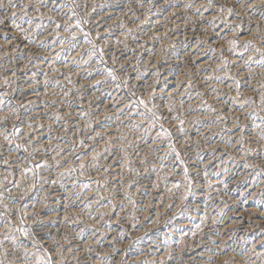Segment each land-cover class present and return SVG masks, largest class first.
I'll use <instances>...</instances> for the list:
<instances>
[{"label": "rangeland", "instance_id": "obj_1", "mask_svg": "<svg viewBox=\"0 0 264 264\" xmlns=\"http://www.w3.org/2000/svg\"><path fill=\"white\" fill-rule=\"evenodd\" d=\"M179 1L44 0V27L36 29L39 20L30 26L18 17L24 29L31 27L28 35L35 43L12 26L10 12L0 25V99L4 101L0 105V192L8 206L6 216L17 227L30 228L57 264H161L154 253L159 250L170 253H165L163 264H210L230 253L236 254L239 264L264 263L261 244L250 243L256 238L255 225L248 231L220 229L227 221L252 218L246 211L249 207L264 210V140L258 134V126L264 125V106L260 93L253 90L264 85V67L255 51L264 46L260 38L264 0H213L211 7L208 0ZM4 3L7 8V0ZM73 7L88 20L83 31L74 27ZM29 14L40 16L31 9ZM49 17L60 24L58 33ZM66 24L72 26L75 39L65 31ZM85 32L95 44V55L89 52L92 45L85 43ZM232 40L237 41L235 51L230 50ZM246 40L252 41L247 51ZM249 57L252 61L246 65ZM30 97L32 102H27ZM248 98L255 103L241 108ZM140 99L147 108L137 106ZM149 109L161 119L154 121ZM207 179L220 182L208 190ZM182 194L187 198L182 199ZM0 213H5L3 207ZM4 232L0 227V239ZM8 234L16 235L17 244L26 245L30 253L38 251L14 229L9 228ZM5 249L16 254L8 260L22 257L23 249L11 241L0 253ZM209 251L213 259L207 260L203 255Z\"/></svg>", "mask_w": 264, "mask_h": 264}, {"label": "snow or ice", "instance_id": "obj_2", "mask_svg": "<svg viewBox=\"0 0 264 264\" xmlns=\"http://www.w3.org/2000/svg\"><path fill=\"white\" fill-rule=\"evenodd\" d=\"M212 2H213V0H208L209 6L212 5ZM44 6H45L44 0H36L35 4H25V3H23V0H20L19 3H17V0H7V8H5L4 0H0V25L5 24L4 17L7 16L8 13L10 12L11 15L8 18L11 21L12 26L14 28H16L19 32H21L24 35V38L26 40H28L29 42L35 43V41L32 39V37L30 35H28V33L31 31V27L27 30L24 29L22 26V23L18 22V17L21 18V20L23 22L28 23L30 26L33 23H35L36 20L41 21V23H35L36 29H40V28L44 27V25L42 23V21L44 19V14L41 12V7H44ZM186 7L190 8L191 4L186 5ZM16 8H19L21 11L20 12L14 11V9H16ZM30 9L37 12V13H40V16L35 17V18L32 17L29 14ZM71 11H72V16L75 18L74 27L83 31L82 26L84 24L88 23V20L81 18L79 16V14L75 11L74 7L71 9ZM221 11H224V9L221 8ZM227 11H228L229 15H231L232 9H228ZM49 20L52 23L56 24V31L58 33L59 29L61 27L60 24L56 23L55 21H52L51 17H49ZM64 28H65V31L70 32L72 35V38L75 39L76 33L72 30V26L66 24L64 26ZM37 35H39V33H37ZM84 38H85V43L92 45V48L89 49V52L91 54L95 55L96 48H95V44H94L93 40L90 38V34L85 32ZM260 38L262 40H264V36H261ZM61 42H63V41H61ZM229 43L231 45L230 50L235 51V49L237 47V41L232 40ZM251 44H252V41H250V40L245 41V43H244L245 51H247L249 45H251ZM40 46L44 47L43 41H41ZM255 51L260 53L261 59L258 62L261 64L262 67H264V50H261L260 48H256ZM240 55L243 56V53H240ZM100 59L101 60L103 59V49H100ZM251 61H252V57H249V60L245 62L246 65L249 64ZM227 63L228 62L225 61V64H227ZM108 75L111 76L113 80L117 79V77L114 75V73L111 70L108 71ZM5 83H7V81H5ZM236 84H237V88H238L239 87V81H236ZM124 86H126V83ZM253 90L258 91L260 93V103H261V106H264V85L261 86V89H253ZM129 95L134 96L135 94L129 93ZM235 102L239 103V100H237ZM3 103H4L3 99H0V105H2ZM250 103H255V101L252 100V98H248L243 103H240V107L244 108L245 106H247ZM140 105H143L145 108H147V102L143 99H140L137 101V106H140ZM154 107H155V105H153V108ZM149 111H152V109H149ZM152 116L154 118V121L161 119V117H159L154 111H152ZM56 118L60 119L59 116H57ZM5 119H6V117H5ZM133 127H138V125H134ZM258 127L260 128L259 138L261 140H264V125H261ZM164 135L167 137V136H170V133L165 131ZM5 139H8L9 142H11L10 137H8L7 135H5ZM17 147L19 148V145H17ZM169 147L171 148V150L173 152L176 151L174 145L170 144ZM25 151H27V149H25ZM177 159H179V153H177ZM4 163L6 164L7 161L5 160ZM81 167L83 168V165ZM72 171H74V169ZM184 176H185V179L188 181L189 185H191V179L188 175L187 168H185V170H184ZM185 198H187V197L185 196ZM3 200H4L3 193L0 192V207H3L5 209V213H0V227H4V229H5V232L3 234V238L0 239V249L4 248V244L6 241H11L13 243V245H16L18 250L21 248L23 249V254H22V257H18L17 260H8L7 257L9 255L15 256L16 254L5 249L2 253H0V264H17V261H19V264H57V262L52 258V255L49 252V250L47 248H44L42 245L39 244V242L35 238L34 232L30 228L17 227L16 225H14L12 223V220L6 216L8 206L6 204H4ZM19 219H20L21 223H23L24 217L20 216ZM9 228L14 229V231L16 233H19L23 237L30 239L32 241L33 247L37 248L38 251H33L30 253L28 251L26 245L17 244L16 235H14V234L9 235L8 234ZM169 258H171L170 255H169ZM161 264H163V262H161ZM210 264H215V261H211ZM224 264H229V262L224 261Z\"/></svg>", "mask_w": 264, "mask_h": 264}, {"label": "bare ground", "instance_id": "obj_3", "mask_svg": "<svg viewBox=\"0 0 264 264\" xmlns=\"http://www.w3.org/2000/svg\"><path fill=\"white\" fill-rule=\"evenodd\" d=\"M181 1V0H180ZM179 1V2H180ZM263 1V0H262ZM185 2V1H184ZM187 2V1H186ZM189 2V1H188ZM201 2H203V1H201ZM205 2V1H204ZM248 2V1H247ZM258 2V1H257ZM261 3V2H260ZM204 4V3H203ZM220 4V3H219ZM189 5V4H188ZM240 5V4H239ZM250 5V4H249ZM248 5V6H249ZM201 7V6H200ZM211 7V6H210ZM239 7V6H238ZM215 8V7H214ZM246 8V7H245ZM198 9V8H197ZM244 9V8H243ZM256 9V8H255ZM259 9V8H258ZM160 10V9H159ZM253 10V9H252ZM203 11V10H202ZM262 11V10H261ZM111 12V11H110ZM177 12V11H176ZM239 13V12H238ZM50 14V13H49ZM211 14V13H210ZM243 14V13H242ZM209 16V15H208ZM211 16V15H210ZM247 16V15H246ZM213 18V17H212ZM221 18V17H220ZM214 19V18H213ZM236 19V18H235ZM250 19V18H249ZM253 19V18H252ZM224 20V19H223ZM256 20V19H255ZM107 21V20H106ZM232 21V20H231ZM227 22V21H226ZM233 22H235V21H233ZM259 22V21H258ZM211 23V22H210ZM218 23V22H217ZM230 23V22H229ZM245 23V22H244ZM212 24V23H211ZM263 24V23H262ZM255 25V24H254ZM175 26V25H174ZM212 26V25H211ZM264 26V25H263ZM213 27V26H212ZM8 27H6V29H7ZM226 28V27H225ZM255 28V27H254ZM175 29V28H174ZM222 29V28H221ZM232 29V28H231ZM255 29H257V28H255ZM259 29V28H258ZM11 30H12V28H11ZM152 30V29H151ZM226 30V29H225ZM239 30V29H238ZM64 31V30H63ZM120 31V30H119ZM260 31V30H259ZM258 31V32H259ZM263 31H264V29H263ZM262 31V32H263ZM3 32H6V31H3ZM3 32H1V34L3 33ZM17 32V31H16ZM15 32V33H16ZM187 32V31H186ZM257 32V31H256ZM261 32V31H260ZM259 32V33H260ZM211 33V32H210ZM215 33V32H214ZM246 33V32H245ZM253 33H255V32H253ZM124 34V33H123ZM233 34V33H232ZM225 35H227V34H225ZM250 35H253V34H250ZM8 36V35H7ZM17 36V35H16ZM206 36V35H205ZM228 36V35H227ZM249 35H247V37H248ZM189 37V36H188ZM217 37V36H216ZM220 37V36H219ZM205 38V37H204ZM224 38V37H223ZM243 38H245L244 36H243ZM243 38H239V40H243ZM225 39V38H224ZM2 40V39H1ZM227 40V39H226ZM9 41V40H8ZM111 41V40H110ZM109 41V42H110ZM189 41V40H188ZM198 41H199V39H198ZM201 41H202V39H201ZM218 41V40H217ZM216 41V42H217ZM163 42V41H162ZM255 42V41H254ZM264 42V41H263ZM194 43V42H193ZM205 43V42H204ZM219 43V42H218ZM122 44V43H121ZM188 44V43H187ZM229 44V43H228ZM8 45V44H7ZM166 45V44H165ZM189 45V44H188ZM209 45H211V44H209ZM240 45V44H239ZM129 46V45H128ZM139 46V45H138ZM193 46V45H192ZM257 46V45H256ZM263 46V45H262ZM62 47V46H61ZM65 47V46H64ZM187 47V46H186ZM193 47H195V46H193ZM211 47V46H210ZM218 47V46H217ZM219 47H220V45H219ZM32 48V47H31ZM193 49V48H192ZM197 49V48H196ZM210 49V48H209ZM224 49V48H223ZM261 49V48H260ZM264 49V46H263V48L261 49V50H263ZM202 50V49H201ZM205 50V49H204ZM83 51V50H82ZM220 51V50H219ZM221 52V51H220ZM190 53V52H189ZM189 53H188V55H189ZM192 53V52H191ZM198 53V52H197ZM187 54V53H186ZM194 54V53H193ZM47 55V54H46ZM79 55V54H78ZM140 55V54H139ZM211 55V54H210ZM190 56V55H189ZM193 56V55H192ZM195 56V55H194ZM236 56V55H235ZM43 57H45V56H43ZM196 57V56H195ZM195 57L193 58L194 60H195ZM223 57V56H222ZM163 58V57H162ZM197 58V57H196ZM230 58V57H229ZM203 59V58H202ZM228 59V58H227ZM189 60H190V58H189ZM200 60V59H199ZM230 60V59H229ZM185 61H187V60H185ZM193 61V60H192ZM52 62V61H51ZM168 62H169V60H168ZM203 62H205V61H203ZM231 62V61H230ZM233 62V61H232ZM50 63V62H49ZM190 63V62H189ZM201 63V62H200ZM218 63V62H217ZM195 64V63H194ZM199 65V64H198ZM201 65H203L202 63H201ZM206 65V64H205ZM208 65V64H207ZM222 65V64H221ZM54 66V65H53ZM9 67V66H8ZM149 67V66H148ZM156 67V66H155ZM167 67V66H166ZM206 67V66H205ZM243 67V66H242ZM15 68V67H14ZM164 68V67H163ZM220 68V67H219ZM184 69V68H183ZM194 69V68H193ZM200 69V68H199ZM249 70V69H248ZM59 71V70H58ZM194 71V70H193ZM224 72V71H223ZM237 72V71H236ZM157 73V72H156ZM213 73V72H212ZM256 73H258V72H256ZM51 74V73H50ZM68 74V73H67ZM197 74V73H196ZM243 74V73H242ZM248 74V73H247ZM148 75V74H147ZM171 75V74H170ZM208 75V74H207ZM223 75V74H222ZM56 76V75H55ZM185 76V75H184ZM209 76V75H208ZM97 77V76H96ZM197 77V76H196ZM204 77V76H203ZM214 77V76H213ZM135 78H136V76H135ZM165 78V77H164ZM177 78V77H176ZM74 79V78H73ZM94 79V78H93ZM96 79V78H95ZM220 79V78H219ZM99 80V79H98ZM186 80V79H185ZM173 81H175V80H173ZM208 81V80H207ZM147 82V81H146ZM212 82V81H211ZM168 83V82H167ZM166 83V84H167ZM172 83V82H171ZM216 83V82H215ZM62 84V83H61ZM254 84V83H253ZM93 85V84H92ZM170 85V84H169ZM255 85V84H254ZM70 86V85H69ZM174 86V85H173ZM176 86V85H175ZM174 86V87H175ZM180 86V85H179ZM32 87V86H31ZM35 87V86H34ZM46 87V86H45ZM165 87V86H164ZM169 87V86H168ZM185 87V86H184ZM24 88V87H23ZM166 88V87H165ZM221 88V87H220ZM227 88V87H226ZM26 89V88H25ZM153 89V88H152ZM168 89V88H167ZM177 89V88H176ZM259 89V88H258ZM172 90H173V88H172ZM93 91V90H92ZM212 91V90H211ZM29 92V91H28ZM172 92H175V91H172ZM184 92V91H183ZM227 92V91H226ZM176 93V92H175ZM228 93V92H227ZM245 93V92H244ZM249 93V92H248ZM92 94V93H91ZM159 94V93H158ZM168 94V93H167ZM179 94V93H178ZM250 94V93H249ZM172 95V94H171ZM176 95V94H175ZM35 96H36V94H35ZM159 96V95H158ZM168 96V95H167ZM249 96V95H248ZM43 97V96H42ZM50 97V96H49ZM78 97V96H77ZM181 97V96H180ZM35 98V97H34ZM23 99V98H22ZM29 101H27V102H32V99H31V97L28 99ZM67 100V99H66ZM259 100V99H258ZM23 101V100H22ZM119 101V100H118ZM244 101V100H243ZM33 102H34V100H33ZM234 102V101H233ZM126 103V102H125ZM221 103V102H220ZM242 103V102H241ZM175 104V103H174ZM193 104V103H192ZM222 104V103H221ZM125 105V104H124ZM215 105V104H214ZM230 106V105H229ZM102 108V107H101ZM120 108V107H119ZM188 108V107H187ZM224 108V107H223ZM212 109V108H211ZM214 109V108H213ZM195 110V109H194ZM215 110V109H214ZM217 110V109H216ZM220 110V109H219ZM231 110V109H230ZM246 110V109H245ZM26 111V110H25ZM67 111V110H66ZM221 111V110H220ZM203 113V112H202ZM246 113V112H245ZM112 114V113H111ZM187 114V113H186ZM185 115V114H184ZM226 115V114H225ZM192 116V115H191ZM246 118H247V116H245ZM264 117V116H263ZM37 118V117H36ZM114 118H116V117H114ZM25 119V118H24ZM243 119V118H242ZM241 119V120H242ZM4 120V119H3ZM225 120V119H224ZM249 120V119H248ZM185 121V120H184ZM193 121V120H192ZM221 121V120H220ZM98 122V121H97ZM225 123V122H224ZM189 124V123H188ZM220 124V123H219ZM260 124V123H259ZM264 124V123H263ZM55 125V124H54ZM186 125V124H185ZM190 125V124H189ZM198 125V124H197ZM50 126V125H49ZM176 126V125H175ZM179 126V125H178ZM206 126V125H205ZM253 126V125H252ZM211 127V126H210ZM235 127V126H234ZM21 128V127H20ZM182 128V127H181ZM186 128V127H185ZM206 128V127H205ZM209 128V127H208ZM216 128V127H215ZM36 129H39L38 127L36 128ZM80 129V128H79ZM111 129V128H110ZM148 129V128H147ZM193 129V128H192ZM109 130V129H108ZM208 130V129H207ZM212 130V129H211ZM228 130V129H227ZM115 131V130H114ZM210 131V130H209ZM27 132V131H26ZM64 132V131H63ZM182 132V131H181ZM58 133V132H57ZM178 133V132H177ZM210 133V132H209ZM2 134V133H1ZM43 134V133H42ZM41 133H40V135H42ZM203 134V133H202ZM207 134V133H206ZM213 134V133H212ZM259 134V133H258ZM44 135V134H43ZM187 135V134H186ZM246 135V134H245ZM253 135V134H252ZM198 136V135H197ZM208 136V135H207ZM233 136V135H232ZM244 136V135H243ZM83 137V136H82ZM183 137V136H182ZM237 137V136H236ZM253 137V136H252ZM257 137H258V135H257ZM42 138V137H41ZM184 138V137H183ZM188 138V137H187ZM195 138V137H194ZM197 138V137H196ZM201 138V137H200ZM245 138V137H244ZM250 138V137H249ZM199 139V138H198ZM232 139V138H231ZM235 139V138H234ZM258 139V138H257ZM187 140V139H186ZM240 140V139H239ZM42 141V140H41ZM199 141V140H198ZM250 142V141H249ZM32 143V142H31ZM237 143V142H236ZM180 144V143H179ZM204 144V143H203ZM220 144V143H219ZM205 145V144H204ZM221 145V144H220ZM258 145V144H257ZM264 145V144H263ZM45 146V145H44ZM109 146V145H108ZM214 145H212V147H213ZM216 146V145H215ZM224 146H226V145H224ZM34 147V146H33ZM201 147V146H200ZM207 147H209V146H207ZM248 147V146H247ZM263 148H264V146H262ZM60 148H62V147H60ZM160 148V147H159ZM177 148V147H176ZM194 147H192V149H193ZM196 148V147H195ZM218 148V147H217ZM255 148H256V146H255ZM157 149V148H156ZM197 149V148H196ZM202 149V148H201ZM205 149H207L206 148V146H205ZM208 149H211V148H208ZM249 149V148H248ZM252 149V148H251ZM30 150V149H29ZM62 150V149H61ZM250 150V149H249ZM263 150V149H262ZM56 151V150H55ZM64 151V150H63ZM165 151H166V149H165ZM199 151V150H198ZM202 151H204V150H202ZM207 151V150H206ZM210 151V150H209ZM213 151V150H212ZM60 152V151H59ZM59 152H57V153H59ZM101 152V151H100ZM193 152V151H192ZM225 152V151H224ZM264 152V151H263ZM182 153V152H181ZM208 153V152H207ZM212 153V152H211ZM218 153H221V151H219ZM46 154V153H45ZM55 154H56V152H55ZM162 154V153H161ZM54 155V154H53ZM121 155V154H120ZM164 155V154H163ZM201 155V154H200ZM205 155V154H204ZM60 156V155H59ZM65 156V155H64ZM72 156V155H71ZM144 156V155H143ZM175 156V155H174ZM191 156V155H190ZM194 155H192V157H193ZM211 156H212V154H211ZM220 156V155H219ZM49 157H51V156H49ZM61 157V156H60ZM243 157V156H242ZM52 158V157H51ZM83 158H85V157H83ZM195 158H196V156H195ZM201 158V157H200ZM213 158V157H212ZM245 158V157H244ZM204 159V158H203ZM223 159V158H222ZM190 160V159H189ZM199 160V159H198ZM90 161V160H89ZM193 161H195V160H193ZM207 161V160H206ZM255 161V160H254ZM54 162V161H53ZM191 162H192V160H191ZM203 162H205V161H203ZM237 162V161H236ZM190 163V162H189ZM110 164V163H109ZM196 164V163H195ZM235 164V163H234ZM257 164V163H256ZM132 165V164H131ZM189 165V164H188ZM198 165V164H197ZM207 165V164H206ZM218 165V164H217ZM221 165V164H220ZM227 165V164H226ZM236 165V164H235ZM201 166H202V164H201ZM205 166V165H204ZM208 166V165H207ZM257 166V165H256ZM108 167V166H107ZM122 167V166H121ZM228 167V166H227ZM231 167H233V166H231ZM236 167V166H235ZM254 167V166H253ZM30 168V167H29ZM195 168H198V167H195ZM209 168V167H208ZM248 168V167H247ZM261 168V167H260ZM63 169H65V168H63ZM116 169V168H115ZM114 169V170H115ZM191 169V168H190ZM222 169V168H221ZM228 169H229V167H228ZM110 170V169H109ZM193 170V169H192ZM199 171H200V169H198ZM218 170V169H217ZM59 171V170H58ZM64 171V170H63ZM195 171V170H194ZM199 171H197L198 172V174H200L199 173ZM216 171V170H215ZM215 171L213 172V173H215ZM219 171V170H218ZM233 171V170H232ZM232 171H230V172H232ZM92 172V171H91ZM110 172V171H109ZM174 172V171H173ZM192 172V171H191ZM201 172V171H200ZM210 172H211V170H210ZM226 172V171H225ZM262 172H263V170H262ZM104 173V172H103ZM189 173V172H188ZM203 173V172H202ZM207 173V172H206ZM205 173V174H206ZM221 173V172H220ZM224 173V172H223ZM228 173V172H227ZM264 173V172H263ZM113 174V173H112ZM209 174V173H208ZM212 174V173H211ZM210 174V175H211ZM261 174V173H260ZM47 175H49V174H47ZM79 175V174H78ZM108 175V174H107ZM111 175V174H110ZM196 175V174H195ZM214 175V174H213ZM226 175V174H225ZM228 175V174H227ZM234 175V174H233ZM236 175V174H235ZM86 176V175H85ZM89 176V175H88ZM111 176H114V175H111ZM175 176V175H174ZM200 176V175H199ZM203 176V175H202ZM216 176V175H215ZM256 176H257V174H256ZM261 176V175H260ZM91 177V176H90ZM197 177H198V175H197ZM196 177V178H197ZM201 177V176H200ZM207 177V176H206ZM209 177V176H208ZM211 177V176H210ZM229 177V176H228ZM233 177V176H232ZM112 178V177H111ZM182 178V177H181ZM213 179H214V177H212ZM237 178V177H236ZM256 178H258V177H256ZM22 179V178H21ZM84 179V178H83ZM169 179V178H168ZM211 179V178H210ZM264 179V178H263ZM156 180V179H155ZM154 180V181H155ZM182 180V179H181ZM209 179H207V181H208ZM223 180V179H222ZM235 180V179H234ZM234 180H232V181H234ZM238 180V179H237ZM170 181V180H169ZM197 181H199V180H197ZM202 181V180H201ZM240 181V180H239ZM253 181V180H252ZM52 182V181H51ZM68 182V181H67ZM218 182H220V181H214V180H210V181H208L207 183H208V185L206 186V188L208 187L209 188V186L210 185H214V184H216V183H218ZM153 183V182H152ZM155 183V182H154ZM153 183V184H154ZM194 183V182H193ZM196 183V182H195ZM199 183V182H198ZM202 183H205V182H202ZM201 183V184H202ZM226 183V182H225ZM232 183H234V182H232ZM262 183V182H261ZM61 184V183H60ZM95 184V183H94ZM132 184V183H131ZM197 184V183H196ZM221 184V183H220ZM164 185V184H163ZM174 185V184H173ZM183 185V184H182ZM195 185V184H194ZM193 185V186H194ZM239 185V184H238ZM205 186V185H204ZM223 186V185H222ZM225 186V185H224ZM234 186V185H233ZM39 187V186H38ZM152 187V186H151ZM175 187V186H174ZM199 187V186H198ZM226 187V186H225ZM250 187V186H249ZM168 188V187H167ZM200 188H201V186H200ZM205 188V187H204ZM207 188V189H208ZM212 188V187H211ZM258 188V187H257ZM262 188H263V186H262ZM261 187L259 188V189H262ZM193 189V188H192ZM192 189H190V190H192ZM216 189V188H215ZM49 190V189H48ZM169 190V189H168ZM189 190V191H190ZM194 190V189H193ZM204 190V189H203ZM208 190H210V189H208ZM240 190V189H239ZM153 191V190H152ZM170 191H171V189H170ZM199 191V190H198ZM242 191V190H241ZM258 192V191H257ZM27 193V192H26ZM87 193V192H86ZM186 193V192H185ZM211 193V192H210ZM210 193H209V195H210ZM218 193V192H217ZM255 192H253V194H254ZM100 194V193H99ZM192 194V193H191ZM190 194V195H191ZM102 195V194H101ZM199 195V194H198ZM197 195V196H198ZM208 195V194H207ZM206 195V196H207ZM255 195V194H254ZM253 195V196H254ZM180 196H181V194H180ZM182 196H183V194H182ZM185 196V195H184ZM184 196H183V198L182 199H184ZM194 196V195H193ZM204 196H205V194H204ZM229 197V196H228ZM152 198V197H151ZM177 199H178V197H177ZM197 199V198H196ZM200 199V198H199ZM209 199V198H208ZM213 199V198H212ZM238 199V198H237ZM153 200V199H152ZM179 200H181V199H179ZM253 200V199H252ZM251 200V201H252ZM196 201V200H195ZM201 201V200H200ZM210 201V200H209ZM208 201V202H209ZM254 201V200H253ZM157 202V201H156ZM160 202V201H159ZM180 202V201H179ZM248 202V201H247ZM155 203V202H154ZM162 203V202H161ZM165 203V202H164ZM181 203V202H180ZM205 203V202H204ZM230 203V202H229ZM243 203V202H242ZM249 203V202H248ZM263 203V202H262ZM28 204V203H27ZM38 204V203H37ZM96 204V203H95ZM156 204V203H155ZM179 204V203H178ZM209 204H212V203H209ZM234 204V203H233ZM261 204V203H260ZM92 205V204H91ZM156 205H158V204H156ZM155 205V206H156ZM190 205V204H189ZM197 205V204H196ZM165 206V205H164ZM224 206V205H223ZM40 207V206H39ZM148 207V206H147ZM153 207H154V205H153ZM213 207V206H212ZM155 208V207H154ZM158 208V207H157ZM169 208V207H168ZM196 208V207H195ZM223 208V207H222ZM235 208V207H234ZM233 208V209H234ZM242 208H243V206H242ZM262 208V207H261ZM159 209V208H158ZM200 209V208H199ZM204 209H206V208H204ZM212 209V208H211ZM209 210V209H208ZM219 210V209H218ZM221 210V209H220ZM243 210V209H242ZM100 211V210H99ZM174 211V210H173ZM187 211V210H186ZM196 211V210H195ZM199 211V210H198ZM204 211V210H203ZM210 211V210H209ZM226 211H228V210H226ZM232 211V210H231ZM230 211V212H231ZM240 211V210H239ZM238 211V212H239ZM246 211L248 212V213H250L251 214V216H252V218H248V219H246L245 221H241V220H238V218L237 219H235V220H233V221H227L226 223H224V226L222 227V228H220V229H223V230H228V229H235L234 230V232H237L238 230H240V228L243 230H249L250 228H253L252 226L253 225H255L254 227L256 228L255 229V231H256V234H255V236H256V238L254 239V240H250V243L252 244V243H254L255 242V240H256V243H258V244H261V246L260 247H262L260 250V252H261V255H264V210H261V209H258V208H255V207H249L248 209H246ZM104 212V211H103ZM147 212V211H146ZM200 212V211H199ZM198 212V213H199ZM219 212V211H218ZM234 212V211H233ZM242 212V211H241ZM128 213V212H127ZM159 213V212H158ZM203 213V212H202ZM210 213V212H209ZM16 214V213H15ZM85 214V213H84ZM156 214V213H155ZM154 214V215H155ZM216 214V213H215ZM219 214H221V213H219ZM231 214V213H230ZM249 214V215H250ZM49 215V214H48ZM53 215V214H52ZM137 215V214H136ZM148 215H149V213H148ZM192 215V214H191ZM244 215H245V213H244ZM243 215V216H244ZM116 216V215H115ZM201 216V215H200ZM208 216V215H207ZM215 216V215H214ZM235 216V215H234ZM237 216V215H236ZM240 216V215H239ZM238 216V217H239ZM243 216H242V218H243ZM198 217V216H197ZM203 217V216H202ZM202 217H200V218H202ZM211 217V216H210ZM218 217V216H217ZM217 217H215V218H217ZM247 217H248V215H247ZM67 218V217H66ZM86 218V217H85ZM157 218V217H156ZM204 218V217H203ZM235 218V217H234ZM246 218V217H245ZM155 219V218H154ZM203 220H205V219H203ZM16 221V220H15ZM25 221V220H24ZM75 221V220H74ZM84 221V220H83ZM152 221V220H151ZM156 221V220H155ZM213 221V220H212ZM224 221V220H223ZM192 222V221H191ZM214 222V221H213ZM30 223H33V222H30ZM35 223V222H34ZM206 223H208V222H206ZM220 224H221V222H219ZM238 223V224H237ZM185 224V223H184ZM187 224V223H186ZM189 224H191V223H189ZM204 224H205V222H204ZM222 224H223V222H222ZM239 224H242L241 226H239ZM245 224H246V226H245ZM199 225V224H198ZM209 225V224H208ZM219 225V224H218ZM175 226V225H174ZM182 226V225H181ZM213 226V225H212ZM124 227V226H123ZM246 227H248V228H246ZM175 228V227H174ZM173 228V229H174ZM190 228V227H189ZM206 228H208L207 226H206ZM210 228H211V226H210ZM1 229H3V228H1ZM177 229V228H176ZM185 229V228H184ZM212 229V228H211ZM171 230V229H170ZM186 230H188V229H186ZM195 230V229H194ZM207 230V229H206ZM247 230V231H248ZM2 231V230H1ZM101 232H102V230H100ZM99 231V232H100ZM105 232H107L106 230H104ZM179 231V230H178ZM181 231V230H180ZM214 231H216V230H214ZM213 231V232H214ZM40 232V231H39ZM169 232L170 231H168V234H169ZM173 232V231H172ZM183 232H185V231H183ZM188 232V231H187ZM192 232V231H191ZM220 232V231H219ZM239 232H241V231H239ZM180 233V232H179ZM197 233V232H196ZM206 233V232H205ZM211 233V232H210ZM216 233H218V232H216ZM232 233V232H231ZM248 233H250V232H248ZM252 233H254L253 231H252ZM91 234V233H90ZM170 234H172L171 232H170ZM174 234V233H173ZM183 234V233H182ZM185 234H186V232H185ZM204 234V233H203ZM207 234H209V233H207ZM99 235V234H98ZM177 235V234H176ZM187 235H189V234H187ZM226 235H228V234H226ZM253 235V234H252ZM251 235V236H252ZM179 236V235H178ZM180 236H182L181 234H180ZM200 236V235H199ZM205 236V235H204ZM221 236V235H220ZM219 236V237H220ZM233 236H235V235H233ZM245 236H247V235H245ZM202 237V236H201ZM201 237H198V238H201ZM224 237V236H223ZM236 237V236H235ZM240 237H243V234L242 235H240L239 236V238ZM37 238V237H36ZM96 238H99V237H96ZM104 238H106V237H104ZM178 238V237H177ZM227 238H229V236L227 237ZM251 238V237H250ZM111 239H113V238H111ZM173 239V238H172ZM215 239V238H214ZM230 239V238H229ZM235 239V238H234ZM102 240V239H101ZM185 240V239H184ZM187 240V239H186ZM194 239H192V241H193ZM200 241H201V239H199ZM205 240V239H204ZM216 240V239H215ZM218 240V239H217ZM221 240V239H220ZM223 240V239H222ZM221 240V241H222ZM238 240V239H237ZM244 240H245V237H244ZM106 241V240H105ZM173 241V240H172ZM208 241V240H207ZM246 241V240H245ZM248 241H249V239H248ZM49 242V241H48ZM90 242V241H89ZM95 242V241H94ZM188 242V241H187ZM191 242V241H190ZM204 242H206V241H204ZM93 243V242H92ZM102 243V242H101ZM123 243V242H122ZM180 243V242H179ZM185 243V242H184ZM201 243H203L202 241H201ZM207 243V242H206ZM214 243V242H213ZM220 243V242H219ZM42 244V243H41ZM153 244V243H152ZM243 244V243H242ZM251 244H249V245H251ZM179 245V244H178ZM186 245V244H185ZM194 245V244H193ZM196 245H198L197 244V242H196ZM202 245V244H201ZM206 245V244H205ZM212 245H214V244H212ZM255 245V244H254ZM6 246V245H5ZM77 246V245H76ZM86 246V245H85ZM162 246V245H161ZM180 246V245H179ZM182 246V245H181ZM210 245H208V247H209ZM217 247H218V244L216 245ZM228 246V245H227ZM248 246V245H247ZM149 247V246H148ZM147 247V248H148ZM190 247V246H189ZM188 247V249H190ZM220 247V246H219ZM223 247V246H222ZM244 247V246H243ZM252 247V246H251ZM151 247H149L147 250L148 251H150L149 249H150ZM160 248V247H159ZM176 248H177V246H176ZM187 248V247H186ZM230 248V247H229ZM256 248V247H255ZM109 249V248H108ZM154 249H155V247H154ZM173 249V248H172ZM212 249H213V247H212ZM223 249V248H222ZM244 249V248H243ZM152 250V249H151ZM171 250V249H170ZM174 250V249H173ZM183 250H184V248H183ZM203 250H206V249H203ZM228 250V249H227ZM233 250V249H232ZM238 250V249H237ZM236 250V251H237ZM241 250H242V248H241ZM37 251V250H36ZM146 251V250H145ZM153 251V250H152ZM164 251V250H163ZM178 251H180V250H178ZM186 251V250H185ZM200 251V250H199ZM198 251V252H199ZM202 251V250H201ZM200 251V252H201ZM206 251H208V250H206ZM220 251V250H219ZM225 251V250H224ZM252 251H254L253 249H252ZM154 252V251H153ZM170 252V251H169ZM173 252V251H172ZM182 252V251H181ZM188 252V251H187ZM186 252V253H187ZM191 251H189V253H190ZM221 252V251H220ZM223 252V251H222ZM226 252V251H225ZM256 253L258 252V251H255ZM82 253V252H81ZM155 253V258H157V259H161V262H163L162 261V259H163V257L165 256V253H166V251H165V253H162L160 250L159 251H157V252H154ZM178 253V252H177ZM180 253V252H179ZM194 253V252H193ZM206 253V252H205ZM218 253V252H217ZM243 253V252H242ZM241 253V254H242ZM253 253V252H252ZM259 253V252H258ZM257 253V254H258ZM263 253V254H262ZM149 253H147L145 256H147ZM166 254H170V253H166ZM197 254V253H196ZM204 254V253H203ZM202 254V255H203ZM238 254V253H237ZM251 254V253H250ZM127 255V254H126ZM188 255V254H187ZM190 255V254H189ZM195 255V254H194ZM199 255V254H198ZM201 254L199 255V256H202ZM223 255V254H222ZM221 255V257L220 256H217V257H219L218 259H217V262H215V264H222L224 261H226V260H228L229 261V264H239V261L240 260H238L237 258L235 259V255L234 254H229V255H226L225 254V256L223 255L222 256ZM253 255V254H252ZM104 256V255H103ZM141 256V258H142V255H141V253L138 255V257H140ZM175 256H176V254H175ZM193 256V255H192ZM198 256V257H199ZM204 257H206V259L208 260V259H211L213 256L210 254V251L209 252H207L206 254H204L203 255ZM202 256V257H203ZM227 256V257H226ZM247 256V255H246ZM259 256V255H258ZM12 257V256H11ZM152 257V256H151ZM151 257H150V259H151ZM169 257V256H168ZM178 257V256H177ZM181 256H179V258H180ZM191 257V256H190ZM189 257V258H190ZM216 257V256H215ZM229 257V258H228ZM238 257V256H237ZM243 257V256H242ZM140 258V259H141ZM145 258V257H144ZM154 258V257H153ZM167 258V257H166ZM165 258V259H166ZM171 258H173V256L171 257ZM197 258V257H196ZM240 258V257H239ZM260 258H261V256H260ZM263 258V257H262ZM132 259V258H131ZM135 259V258H134ZM145 259H147V258H145ZM144 259V260H145ZM149 259V258H148ZM147 259V260H148ZM149 259V260H150ZM176 259V258H175ZM213 259V258H212ZM258 259V258H257ZM151 260H153V259H151ZM154 260H156V259H154ZM153 260V261H154ZM177 260V259H176ZM184 260V259H183ZM204 260V259H203ZM216 260V259H215ZM262 260V259H261ZM264 260V259H263ZM91 261V260H90ZM137 261H139V260H137L136 259V262ZM169 261V260H168ZM179 261V260H178ZM210 261V260H209ZM247 261V260H246ZM253 261V260H252ZM257 261V260H256ZM142 262V261H141ZM148 262H150V261H148ZM183 262V261H182ZM188 262V261H187ZM190 262V261H189ZM188 262V263H189ZM207 262V261H206ZM242 262V261H241ZM250 262V261H249ZM258 262V261H257ZM260 262H262V261H260ZM146 263V262H145ZM185 263V262H184ZM191 263V262H190ZM196 263V262H195ZM251 263V262H250ZM253 263V262H252ZM103 264V263H102ZM136 264V263H135ZM142 264V263H141ZM144 264V263H143ZM147 264V263H146ZM158 264V263H157ZM177 264V263H176ZM182 264V263H181ZM186 264V263H185ZM193 264V263H192ZM198 264V263H197ZM202 264V263H201ZM204 264V263H203ZM207 264V263H206ZM241 264V263H240ZM242 264H244V263H242ZM247 264V263H246ZM264 264V263H263Z\"/></svg>", "mask_w": 264, "mask_h": 264}]
</instances>
